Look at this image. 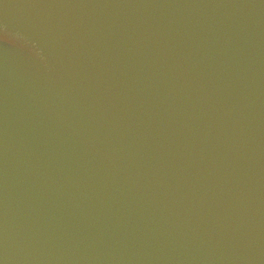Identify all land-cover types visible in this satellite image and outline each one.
<instances>
[{"label":"water","instance_id":"95a60500","mask_svg":"<svg viewBox=\"0 0 264 264\" xmlns=\"http://www.w3.org/2000/svg\"><path fill=\"white\" fill-rule=\"evenodd\" d=\"M0 264H264V0H0Z\"/></svg>","mask_w":264,"mask_h":264}]
</instances>
